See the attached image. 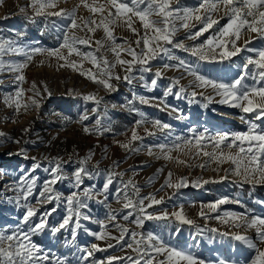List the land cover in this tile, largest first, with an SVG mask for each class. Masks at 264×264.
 Segmentation results:
<instances>
[{
    "label": "rangeland",
    "instance_id": "rangeland-1",
    "mask_svg": "<svg viewBox=\"0 0 264 264\" xmlns=\"http://www.w3.org/2000/svg\"><path fill=\"white\" fill-rule=\"evenodd\" d=\"M86 2L91 5L94 0ZM96 2L105 4L103 15L106 16L110 7L106 0ZM169 2L172 9H196L201 0ZM30 5L31 0L0 2V38L15 41L17 47L32 55L31 60L24 55L13 53L4 55L3 60L6 64L11 62L27 66L22 73L10 72L7 68L0 72V132L5 134L0 137V232L11 234L18 230V225L24 231H28L29 225L22 223L25 214L22 205L26 202L35 208L40 206L41 210L37 216L45 212L50 213L47 217L48 226H59L68 215L67 197L77 192L81 193L80 198L84 200L82 193L89 189L92 192L103 193V185L111 177L112 184L106 194L107 198L104 194L94 195L92 199L85 201L87 208L80 209L81 214L89 216L90 219L80 220L81 227L76 229L75 240L72 239L75 215L69 225L55 235L50 232L49 227L30 234L31 242L41 248L48 257L42 264H56L59 260L65 261L66 264L98 262L108 264L109 259L113 257L136 258L137 252L133 250L136 241H139L141 236L147 237L148 234L158 237L172 248L192 254L205 264H219L221 260L227 264H251L256 255L255 250L233 238L236 233L230 232L228 228L235 223L224 214L226 212L243 214L249 219L264 217V183H243L242 177L229 172L235 167L230 161L223 163L211 161L210 157L203 153L214 151L212 147L214 141L208 139L209 137L228 133L231 138L232 133L247 132L249 124L246 121L257 124V131L264 130V117L257 120L255 113H245L241 108L220 103L222 97L217 95L216 90L211 87H198L195 77L183 68L168 69L163 65H177L182 59L198 74L228 83L244 75L243 66L248 58H258V51L264 50V38L245 28L236 44L243 49L245 42L251 40L247 48L254 51L242 50L231 58L211 61L200 60L188 51L162 44L170 49L168 55L177 59L170 60L168 55L158 52L155 59L144 65L150 67L151 71L140 72L138 69L142 65L134 64L133 71L128 73V65L117 63V57L111 50L112 41L106 38L103 27L96 28L94 32H88L87 28H83L84 20L93 19L98 24L100 13H91L83 7L81 0H58L55 8L45 9L44 14L40 16L35 15ZM21 8H25L26 12L21 13ZM74 8L77 9V24L80 26L76 29H68L70 20L66 16L48 14L62 9L69 12ZM196 14L207 15L204 9ZM150 19L159 22L161 17L153 15ZM212 19L218 23L195 40L187 39V36L189 32H196L203 26L200 21L195 19L189 21L190 27L187 29L180 27L181 21H175L178 31L173 36V42H182L190 49L205 43L210 37H216L223 39L230 48V41L235 38L221 37L219 32L229 22L223 5L212 13ZM131 21L133 28L142 36L145 30L139 19L133 16ZM109 27L116 38V44L122 46L117 49L120 52L119 59L132 60L125 50L128 46L140 53L143 43L139 47L136 46L135 41L139 36L128 28L123 18ZM66 30L70 36L74 35L79 39L90 38V47L76 45L81 52H91L97 58L103 57L110 65H115L108 70L113 77L119 76L120 79L108 81L113 85L112 90L81 74L90 71L97 79H106L99 76L103 68L102 62L99 67L94 66L89 60L75 53L68 56L67 49H61V54L67 57V60H59L46 53L32 52L36 48L42 50L59 48ZM148 34L152 33L149 31ZM100 40L104 41V47L97 50L96 41ZM68 61L76 62L77 69L73 70L67 66ZM61 64L65 66L60 67ZM249 68L254 69V66L249 65ZM157 71L162 72V77L157 80L156 86L152 87L151 80L155 78ZM20 74L25 77L23 83L15 79ZM126 75L135 77L130 84L124 79ZM176 81L178 83H175ZM244 83L252 85L254 81L246 79ZM33 84L36 86L35 90L32 88ZM17 87L23 90L21 103H30L34 99L38 102L39 108L30 107L27 111L22 108L17 114L14 106L10 107L9 102H6V97L14 96ZM169 87L172 88V94L165 96ZM180 88H184L185 91L181 93ZM36 90L39 91V96L35 95ZM193 92L196 93L195 96L191 95ZM88 96H94L100 103L86 100L85 97ZM208 97H211V100L207 99ZM141 99L147 100L148 103H141ZM139 113H143V116ZM85 116L87 119H83ZM97 120L100 121L99 126ZM138 120L144 122L137 126ZM157 120L169 125V128L161 130L153 123ZM85 127L89 129L88 133H85ZM26 128L30 129L27 133L24 132ZM133 130L142 137L141 140L131 143V147L137 148L138 151H130L120 146L129 142ZM192 130H195V134ZM200 133H204L205 138L201 140L200 154L196 155L198 149L195 145V135ZM12 140H20V143H13ZM186 140L192 141V144L184 146ZM176 144L182 145L181 149H175ZM160 145L165 146L163 151ZM149 148L151 153L148 151ZM221 148L225 153L229 151L223 145ZM21 149L25 150L27 158L18 154ZM215 151L219 154L220 149ZM230 151L236 154L238 149L233 148ZM166 153L172 158L165 159ZM55 158H58V161ZM261 158L264 159V156ZM84 160L87 162L81 164L80 162ZM177 160L185 163H177ZM57 162L60 163L65 178L52 185L53 193L49 195L58 194L60 199L38 204V193L42 190L43 184L53 178L51 169ZM36 164L40 167L36 168ZM80 167L87 169L92 178L83 177V183L76 187L73 173ZM169 172L172 173L173 182L186 178L187 185L180 189L165 187L160 190ZM226 175L227 178L222 179ZM33 178L36 179V187L33 195L25 201L19 189L24 188L26 182ZM129 181L131 184L125 188ZM196 181L200 183L194 186ZM132 185L139 189L138 195ZM125 193L134 202L150 195L156 199L163 198L162 203L146 208V212L155 215L167 212L169 219H144L143 225L137 226L133 221L139 215L138 211L123 208ZM221 199L227 202L220 204L216 211H210L206 207ZM147 204L148 201L145 200V205ZM181 210L187 219L193 221L192 225L181 224L172 216V213ZM201 212L204 216H201ZM129 213H131L129 220H124L123 216ZM110 215H114L115 219L109 220ZM225 220L228 222L225 223ZM96 221L104 222L106 228L102 229ZM36 222L37 217L30 218L29 223ZM117 224L128 228L130 232H135L137 234L135 240L131 235H125L124 239L117 243L115 239H96L95 236L88 234L106 231L110 237H118L120 232L116 228ZM198 228L202 231L198 232ZM211 229L217 231L212 232ZM250 230L256 232L255 228H245V233L252 234ZM253 241L264 248V244L258 240ZM129 243L133 244V248L127 247ZM93 244L102 250L94 251L92 256H87L86 251L82 250L91 249ZM109 244L113 247H108ZM231 246L235 249L232 250ZM140 247L143 249L145 244H141ZM157 259H165V256H158ZM112 264L129 262L121 259L113 260Z\"/></svg>",
    "mask_w": 264,
    "mask_h": 264
},
{
    "label": "snow or ice",
    "instance_id": "snow-or-ice-1",
    "mask_svg": "<svg viewBox=\"0 0 264 264\" xmlns=\"http://www.w3.org/2000/svg\"><path fill=\"white\" fill-rule=\"evenodd\" d=\"M2 2V0H0ZM107 5L110 6L107 10V15H103L105 12V4L97 3L94 0L93 4H88L86 0H81V4L83 7L87 8L91 13L96 14L100 13L101 18L99 23L97 24L96 20L89 19L84 20L83 28H87L88 32H94L96 28L103 27V31L108 40L112 41L113 47L111 50L117 57V63L121 65H128L127 72L131 73L133 71L134 64H140L142 67L138 69L140 72H149L151 71L150 67L144 66L148 65L149 61L155 59L158 52H162L165 55H168L170 49L168 47L162 46V44L172 45L174 48H180L184 51H188L191 55L197 57L200 60H217V59H228L233 56H236L242 50L254 51L253 49H248L247 44L251 43V40L245 42L243 49L238 47L236 44V40H238L242 31L246 28L247 31L252 33H257L260 38H264V0H201L199 7L196 9L190 8H176L172 9L170 6L169 0H106ZM58 0H31V7L33 8L35 15L40 16L44 14V10L48 8H55L57 6ZM220 5H223L226 15L229 17V22L226 26L219 30L221 37L231 36L235 39L230 41L231 47L229 48L226 42L223 39H219L216 37H210L205 43L200 44L198 46L192 48H186L182 42H173V36L178 31V28L175 26V21H181L180 27L189 28V21L195 19L196 21H200L202 23V27L196 32H189L187 39L195 40L198 36L202 35L204 32L208 31L213 25L217 24L218 21L212 19V13L219 10ZM79 7V6H77ZM111 9H115L113 12ZM201 9H204L207 13L205 16L197 15L196 13L200 12ZM21 13H25L26 9L21 8ZM77 9L74 8L72 11L66 12L65 10H61L58 12H50L49 15L56 16H66L70 20V24L68 25V29H76L80 27L77 24ZM182 12V14H181ZM153 15L160 16L161 20L155 21L150 19ZM137 17L142 24L145 33L141 36L135 28L132 26L131 17ZM123 18V22L127 24L128 28L133 31L136 35L139 36V39L135 41L136 46L139 47L141 43H143V48L140 53H137L134 48L128 46L125 50L132 57V60H121L119 59L120 52L117 49L122 46L116 44V38L113 36V32L110 29V25H114L118 20ZM251 18V19H249ZM163 25L158 26V25ZM95 25L96 27H92ZM83 28L81 30H83ZM149 31L152 33L149 35ZM127 44L128 42L125 41ZM90 45V38L88 39H79L74 35H69L66 30L63 36V41L60 44L59 48L52 50H42L40 48L33 49V53H46L49 56H54L59 60H67V57L61 54V49H67L68 56H71L75 53L77 56L82 57L83 59L89 60L94 66L99 67L100 62L103 63V68L99 72V76L106 77V79H97L96 75H93L90 71L85 73L81 72L82 75H87L94 82L102 84L106 89H113V85L109 83L111 79H120L119 76L113 77L111 72L108 70L111 67H115V65H110L107 59L103 57L97 58L91 52H81L76 45ZM99 50L104 47V41H96ZM219 49V51H217ZM13 53L15 55H24L28 60L32 59V55L26 51H23L22 48L16 46V42L13 40H5L0 38V72L4 71L7 68L10 72L22 73V70L27 66L26 64H17V63H5L3 60V56ZM258 58H248L247 62L244 64V75L239 76L235 80L225 83L218 82L216 80H212L204 77L203 75L198 74L196 71L192 69V67L184 60H179L177 65L164 64V68H183L190 75L195 77V80L198 82L197 86L206 88L211 87L216 90L217 95L221 96L222 99L220 103L230 104L231 107L241 108V110L245 113H255V118L261 119L264 117V50H260L257 53ZM168 59L174 60L177 59L174 56L168 55ZM249 65H253L254 69H250ZM64 64H61L60 67H64ZM67 66L73 68V70L77 69V63L68 61ZM162 77V72L157 71L155 73V78L151 80V86L155 87L157 84V80ZM135 77L131 75H126L124 79L130 84ZM143 77H141L142 79ZM16 81L19 83H23L25 81V77L23 74L16 76ZM246 79H251L254 81V84L249 85L244 83ZM175 83H178L176 81ZM147 86V85H146ZM32 88L35 90L36 86L33 84ZM47 91V88H45ZM184 88H180V92H184ZM172 94V88L169 87L165 92V96ZM35 95L39 96L40 93L38 90L35 91ZM50 95V93H49ZM195 96L196 93L193 92L191 94ZM23 96V90L17 87V91L14 96L9 95L6 97V102H9V106H14L15 112L17 114L20 113L23 108L24 111H27L30 107L39 108V104L36 100H31L30 103H21V97ZM86 100H94L97 104L100 103L99 100H96L94 96L85 97ZM207 99L211 100V97ZM141 103H148L147 100L141 99ZM143 116V113H139ZM83 119H87V117H83ZM244 119V117H241ZM143 120L136 121V125L139 126L143 123ZM249 124V128L247 132H237L232 133L231 138L230 134L222 133L216 134L215 136L209 137L208 139L214 141L212 147L214 149L213 152H204L203 155L210 157L211 161H216L218 163H223L226 161H230L235 167L230 169L229 172L238 177H242L243 183H264V159L261 157L264 156V130L257 131L258 125L252 121H246ZM97 125H100V121L97 120ZM155 126L159 127L161 130L169 128V125L162 124L160 121L153 122ZM30 129H24V132L27 133ZM85 133L89 132L87 127L84 128ZM195 134V130H192ZM207 130H205L206 132ZM5 134L0 132V137H3ZM149 135H154V133H149ZM205 138L204 133H200L199 135H195V145L198 149L196 155H199V149L201 148V140ZM11 139V138H9ZM140 137L135 130L132 132L131 139L127 143H123L120 146L130 151H138L137 148H132L131 143L133 141L141 140ZM179 139V137L177 138ZM239 141V143H237ZM13 143H20V140H12ZM29 141H25L28 143ZM192 141L186 140L184 142V146L191 145ZM245 144L247 147H245ZM229 151L225 153V151L221 148V146ZM163 151L165 146H159ZM175 149H181L182 145L176 144L174 145ZM236 148L238 152L236 154L231 153V149ZM220 149L219 154L215 150ZM149 153H151V148L148 149ZM171 149H169V152ZM20 155H25L26 152L24 149H21L18 153ZM165 159H171L172 157L165 154ZM32 159L35 160V157ZM58 161V158H55ZM90 159V156H89ZM87 161H81V164L86 163ZM177 163H185L184 161L177 160ZM36 168L40 167L39 164L35 165ZM200 167H205V165H200ZM35 170V169H33ZM47 171V169H46ZM52 179L46 181L42 190L38 193V204H43L47 202H51L53 199L59 200L60 197L58 194L49 195L53 193L52 185H55L59 180L64 179L60 163L57 162L55 167L51 169ZM122 175V174H118ZM74 181L75 186L79 187L83 183V177H91V173L87 171L84 167H80L74 173ZM227 175L222 179H226ZM151 182V180H150ZM216 182V181H212ZM200 181L194 182V186L198 185ZM203 183H209V181H203ZM112 184L111 177L108 178L107 182L103 185V193L100 192H92L89 190H84L82 195L84 200H82L81 193L73 192L69 197H67V205H68V215L63 219L62 223L59 226H48L47 225V217L50 215L49 212H45L40 216H37V209L31 206L30 203H24L22 207L25 209V214L22 218L23 224H28V231H24L19 225L17 226V231L11 234H4L0 232V264H42V261L47 260V255L42 252V249L39 248L36 244L31 242L30 234H34L36 232L43 231L46 227H49L50 232L55 235L60 232L61 229H65L69 222L73 220V215H75V220L73 221L75 227L72 229V239L75 240L76 229L81 227L80 220H89L90 217L87 215H82L80 209L87 208L86 200L92 199L94 195H105L108 193L109 186ZM131 184V181L128 184H125V188H127ZM187 185L186 178H180L176 182L172 181V173H168V177L166 178L163 185H161V189L163 190L165 187L171 188L174 187L176 189H180ZM36 187V179L33 178L30 181H27L24 188L19 189L22 194V198L27 201L28 197L33 195V191ZM132 187L135 189V193L138 195L139 189L135 188L134 185ZM20 197L17 198V203H19ZM145 200L148 201V204L145 205ZM163 202V198L156 199L155 196H148L137 201H133L131 198L127 196L125 193V202L123 203V208L125 209H136L139 215L136 216L133 223L137 226L143 225L144 219H154V220H167L169 219V214L164 212L160 215L149 214L146 212V208L152 207L154 204H160ZM227 201L221 199L216 201L215 203H211L206 205V207L210 211H216L220 204H224ZM75 205V207H73ZM55 209H53L54 211ZM201 216H204V213H200ZM131 213L123 216L124 220H129V216ZM226 217H229L234 223L236 227L244 226L245 228H255L256 230V238L261 243L264 244V217H252L249 219L243 214L237 213H228L224 214ZM172 216L175 217L177 221L181 224L192 225L193 221L187 219L183 214V211L172 213ZM37 217L38 222L29 223L30 218ZM109 220H114L115 216L110 215L108 217ZM100 224L102 229L106 228V225L102 221H96ZM225 223L228 221L225 220ZM242 222V223H241ZM116 228L120 232V236L118 237H110L106 231L101 233H93L88 232L89 235H93L96 239H115L117 243H120L125 235H131L135 240L136 233L130 232L128 228L123 227L119 224L116 225ZM87 232L88 230L85 229ZM198 232H201V229H197ZM210 231L216 232V229H211ZM233 238L238 241H242L249 248L255 250L256 255L252 259L251 264H264V248L258 246L256 242L249 239L245 235L234 234ZM155 241V243H152ZM141 244H145V247L142 249L140 247ZM108 247H113L112 244H109ZM123 247V245H122ZM128 248H133V244H127ZM97 245L93 244L91 249H83L82 251H86L87 256H92L94 251H101ZM134 251L137 252V257L133 258L131 256L124 257H113L110 258L108 264H112L113 260H121L126 259L129 264H205L203 260L198 259L190 253H186L180 251L176 248H172L166 245L162 240L158 237L148 234L147 237L141 236L139 241H136V247L133 248ZM158 256H165V259H157ZM87 257H82V259H86ZM56 264H66L65 261L59 260ZM99 264V262H98ZM219 264H227L226 261L221 260Z\"/></svg>",
    "mask_w": 264,
    "mask_h": 264
},
{
    "label": "bare ground",
    "instance_id": "bare-ground-1",
    "mask_svg": "<svg viewBox=\"0 0 264 264\" xmlns=\"http://www.w3.org/2000/svg\"><path fill=\"white\" fill-rule=\"evenodd\" d=\"M12 154V153H11ZM9 158V157H8ZM1 194V193H0ZM2 196V195H1ZM38 211H37V213L41 210V208H40V206L39 207H37L36 208ZM242 223V222H241ZM251 229V228H250ZM228 230L230 231V232H234V233H236V234H241V235H245V236H247L249 239H251V240H257V238H256V232H252L251 230V233L252 234H250V232L247 234V233H245L246 231H245V227L244 226H241V227H236L235 226V224H232L229 228H228ZM249 230V229H248ZM255 242V241H254ZM223 243H225V242H223ZM232 248V250H234L235 248L233 247V246H231Z\"/></svg>",
    "mask_w": 264,
    "mask_h": 264
}]
</instances>
